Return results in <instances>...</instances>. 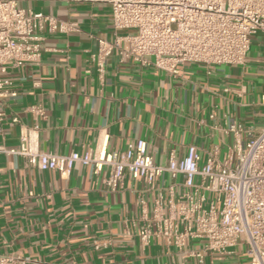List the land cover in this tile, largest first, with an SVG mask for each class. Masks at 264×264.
Wrapping results in <instances>:
<instances>
[{
	"label": "crops",
	"instance_id": "obj_1",
	"mask_svg": "<svg viewBox=\"0 0 264 264\" xmlns=\"http://www.w3.org/2000/svg\"><path fill=\"white\" fill-rule=\"evenodd\" d=\"M23 6L76 30L45 33L40 62L9 74L18 96L0 101L6 115L0 144L18 147L21 136L38 127L44 152L67 155L103 147L122 154L143 141L154 162L165 166L171 153L182 160L192 147L202 163L215 149L224 159L236 142L230 124L264 128V34L252 38L243 66L187 64L171 75L133 59L121 63L115 50L101 80L92 56L99 39L115 41L111 6L64 0ZM34 106L43 108L44 119L28 111ZM240 140L246 143L248 137ZM107 176L108 170L95 173L80 164L62 176L32 168L20 156L0 155V255L45 264H247L243 248L209 253L200 263L160 238L142 243L140 232L156 197L166 196L173 185L181 193L182 176L165 175L152 191L127 176L115 192L105 184ZM202 247L192 240L186 250Z\"/></svg>",
	"mask_w": 264,
	"mask_h": 264
},
{
	"label": "built area",
	"instance_id": "obj_2",
	"mask_svg": "<svg viewBox=\"0 0 264 264\" xmlns=\"http://www.w3.org/2000/svg\"><path fill=\"white\" fill-rule=\"evenodd\" d=\"M28 1L57 0H0V101L18 96L9 74L40 62L45 33L76 30L73 24L25 8ZM64 1L112 8L115 41L99 39L92 56L101 80L107 59L115 50L121 63L133 59L171 75L179 74L187 64L243 66L252 38L264 34V0ZM28 111L45 118L41 107ZM5 120V113L0 112V123ZM38 131L36 127L33 134L21 136L18 147L0 144V155L20 156L32 168L58 171L62 176L70 175L78 164L93 167L95 173L108 170L104 182L114 192L127 176L140 180L150 191L165 175L171 179L182 176L181 193L173 185L166 196L156 197L147 226L140 232L142 243L147 246L152 238H160L167 248L174 247L200 263L209 253L234 254L243 248L250 257L247 264H264V128L244 130L230 124L228 132L236 136V142L224 159L215 149L202 163L192 147L182 160L171 153L165 166L154 162L143 141L130 144L122 154L109 153L103 147L67 155L44 152ZM242 135L248 137L246 143L241 142ZM140 204L145 214L146 202L140 199ZM192 240L202 242V249L186 250ZM0 264L45 263L0 255Z\"/></svg>",
	"mask_w": 264,
	"mask_h": 264
},
{
	"label": "rangeland",
	"instance_id": "obj_3",
	"mask_svg": "<svg viewBox=\"0 0 264 264\" xmlns=\"http://www.w3.org/2000/svg\"><path fill=\"white\" fill-rule=\"evenodd\" d=\"M245 261H247V263H249L250 257L245 255Z\"/></svg>",
	"mask_w": 264,
	"mask_h": 264
}]
</instances>
